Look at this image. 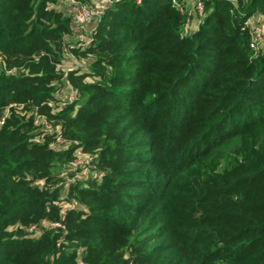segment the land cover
<instances>
[{"label": "trees", "instance_id": "trees-1", "mask_svg": "<svg viewBox=\"0 0 264 264\" xmlns=\"http://www.w3.org/2000/svg\"><path fill=\"white\" fill-rule=\"evenodd\" d=\"M181 1L113 0L82 48L57 0H0V264H264V43L247 23L264 0H200L191 30ZM67 54L87 69L64 77ZM75 148L97 179L55 171Z\"/></svg>", "mask_w": 264, "mask_h": 264}, {"label": "built area", "instance_id": "built-area-1", "mask_svg": "<svg viewBox=\"0 0 264 264\" xmlns=\"http://www.w3.org/2000/svg\"><path fill=\"white\" fill-rule=\"evenodd\" d=\"M65 1L69 8V12L71 13L72 17H73V30H75L77 27H90L89 28V37L86 39L81 40H75V44L79 47L82 48H86L90 42H91V33L95 30L98 22L101 19V16L105 10V8L107 6H109L110 4H112L113 0H100L101 1V5H93L90 3H85L82 2L81 0H63ZM137 3L141 2V0H134ZM230 2H234V0H227ZM172 2L174 4H176L181 11H184V8H182L180 6V3L177 2V0H172ZM182 3H191V6H188V8L186 9V13H187V25H188V29L190 28V25L193 22V18L196 14L201 16L203 13V5L202 2L200 0H182ZM264 43V32H262L261 30H259L258 28H256L253 31V36H252V47L254 49H256L257 47H259L261 44ZM89 64V61L86 58H79L76 55L73 54H67L64 55L63 59H61V61L56 65V69L58 71H61L63 73V76L66 77L67 73L69 71H75L76 73H82L83 71H85L87 69V66ZM11 73H14V69L10 70ZM64 87L66 88V90H68V95L65 96L64 95V101L63 99L58 102V107H61L63 105H65L68 102H72L75 99V91L72 88V86H70L69 82L67 80H64ZM36 114V123L39 124L41 123V118L39 115ZM42 129L46 132L49 133H55L54 135V147L57 148L58 146H65L66 148H68V146H70V144L60 135L59 131L57 129L54 128V126L49 123V122H45L42 124ZM65 148V149H66ZM76 150L80 151V148H75L74 149V153L76 152ZM94 157L93 156H88L85 157V160L82 161L83 163L86 164H90L92 163ZM81 162V163H82ZM80 163V161H74L71 165V171H75L76 167L78 166V164ZM98 178L99 174L95 173L94 174V178ZM72 207L76 206V203L73 202L72 203ZM53 225V224H52ZM34 227H30L29 230H33Z\"/></svg>", "mask_w": 264, "mask_h": 264}, {"label": "rangeland", "instance_id": "rangeland-1", "mask_svg": "<svg viewBox=\"0 0 264 264\" xmlns=\"http://www.w3.org/2000/svg\"><path fill=\"white\" fill-rule=\"evenodd\" d=\"M62 1L63 0H58V2H59L58 3V8H61L62 9V5L60 4V2H62ZM96 1H100V0H89L88 3L91 2V4L95 5L96 3H99V2H96ZM96 5H101V4H96ZM63 10H65V8H63ZM68 14H70V13L68 12ZM199 17L200 16L197 15V14L194 17H192L193 18V22L190 25L189 30H191V29H193V28H195V27L198 26ZM247 23H248V25H251V27H252V25H254V26L256 25L255 26V29L257 27L259 30H261L262 32H264V16L262 14L257 13V14L252 15L248 19V22ZM89 28L90 27H88V26H86L84 28L83 27H77L75 30H73L72 34L73 33H77V32L79 33L80 32V34H79L80 36L78 37V39L82 41L83 39H86V38L89 37ZM68 93L69 92L64 87V84H61V86H58V90L54 93V96L60 102L62 99L64 101V95L66 94L65 96H67ZM65 148H66L65 146H58L56 149H57V151H63V150H65ZM88 156H93L94 157V155L91 154V153L83 152L81 150L80 151L79 150L78 151L76 150L75 153L73 152L72 158L70 159V161H68L66 163V165L63 166V164L57 163V167L55 168L56 169L55 171L61 173V175L65 178V181L66 182L75 181L77 178L79 180H82V181H84V179H87L88 177L94 178V174L95 173H98V171L92 169L93 168V165H92L93 163L86 164V163H83L82 162V161L85 160V157H88ZM74 161H77V162L80 161V163L76 167V170L74 172V175L73 176H68V175H66V171H70L71 170L70 167H71V165H72V163Z\"/></svg>", "mask_w": 264, "mask_h": 264}, {"label": "crops", "instance_id": "crops-1", "mask_svg": "<svg viewBox=\"0 0 264 264\" xmlns=\"http://www.w3.org/2000/svg\"><path fill=\"white\" fill-rule=\"evenodd\" d=\"M57 2H58V0H57ZM60 4L62 5V9L65 8V10L67 9L69 11V8L70 7L68 6V4L65 1L60 2ZM79 34H80V32L79 33L78 32L77 33H73L71 36H69V37L66 38L67 39V42H70V43L74 42L80 36Z\"/></svg>", "mask_w": 264, "mask_h": 264}]
</instances>
